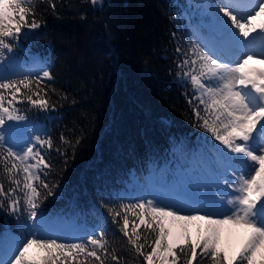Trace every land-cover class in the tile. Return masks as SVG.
<instances>
[{"label": "snow or ice", "instance_id": "obj_1", "mask_svg": "<svg viewBox=\"0 0 264 264\" xmlns=\"http://www.w3.org/2000/svg\"><path fill=\"white\" fill-rule=\"evenodd\" d=\"M88 2L100 6L104 0ZM44 4L55 13L54 0H0V65L22 37L41 27L37 15ZM213 8L210 33L191 42L178 39L174 47L176 77L192 89L185 97L193 124L218 142L208 148L212 165L203 154L199 161L210 174L198 187L210 194L199 192L172 204L153 196L105 205L111 223L126 238L132 264L141 258L142 264H193L198 258L226 264L227 257L219 250L225 226L248 232L234 264H254L257 253L264 257V68L250 67V61L264 64V0H220ZM172 38L177 39L176 33ZM54 80L49 70L35 77H13L0 68V209L27 221L23 225L27 235L14 240L18 242L0 257V264H129L118 253L115 236L110 240L103 229L77 241L46 235L52 224L40 208L60 187L48 179L55 172L51 153L63 157L67 165L69 149L74 157L84 137L70 139L61 133L57 143L51 135L33 133L24 140L25 133L18 130L23 141L18 144L10 143L8 131L9 122L27 120L18 105L50 112L68 100L45 83ZM52 96L59 99L54 102ZM192 227L197 231L195 241Z\"/></svg>", "mask_w": 264, "mask_h": 264}, {"label": "trees", "instance_id": "obj_2", "mask_svg": "<svg viewBox=\"0 0 264 264\" xmlns=\"http://www.w3.org/2000/svg\"><path fill=\"white\" fill-rule=\"evenodd\" d=\"M54 2L55 13L47 4L39 7L41 27L22 37L0 65L13 77L51 71L55 80L45 83L68 100L50 112L20 104L21 115L42 124L41 135L57 143L61 133L84 137L74 157L69 149L67 165L51 153L55 172L48 179L60 187L40 212L76 223L80 234H54L60 240H83L103 229L110 240L115 236L118 253L132 264L126 238L111 223L105 205L148 198L154 175L173 180L194 169L207 171L199 161L203 154L211 166L208 148L218 144L194 126L185 97L192 89L177 79L174 62L177 40L195 39L192 19H204V5L202 0H105L100 6L88 0ZM26 222L0 209V239L5 228L27 235ZM193 264L211 261L198 258Z\"/></svg>", "mask_w": 264, "mask_h": 264}, {"label": "rangeland", "instance_id": "obj_3", "mask_svg": "<svg viewBox=\"0 0 264 264\" xmlns=\"http://www.w3.org/2000/svg\"><path fill=\"white\" fill-rule=\"evenodd\" d=\"M202 3L205 9L204 19L201 18L202 20H197V16L192 19V26L196 36L199 34L207 35L210 33L212 29L213 16L215 15V9L213 8V5L218 6L220 0H202ZM195 25L197 27H195ZM250 67L255 69L264 68V64H261L259 60L250 61ZM42 71L43 70H40L39 72L42 74ZM9 125L10 130L8 131V135L11 138L10 143L14 142L21 144L23 142L22 139L17 135L18 130L25 133L23 137L24 140L28 139V136L33 133L41 134L40 131L42 129V124L40 123L35 124L31 123L29 120H26L19 123L9 122ZM207 164L209 165V163ZM206 168L207 171H205L204 169H194L192 171V175L189 174V176L182 179H179L176 176V178L173 180H166L165 176L156 178V175H154L149 183L150 191L148 194V198L156 196L162 203L172 204L176 199L183 198L185 196L196 197L198 196L199 192L202 196L209 195V190L200 189L198 187L199 185L206 183L208 180L210 168ZM136 187L138 188V185H136ZM41 213L43 218L50 221L52 224V229L48 233H52L53 235L65 233H69L68 235L80 234V230L76 229L77 225L73 220L67 222V220H65L58 214L45 212ZM190 232L192 234L193 240L195 241L197 239L196 228H190ZM247 235V230L243 228L225 226V228L223 229L221 233L219 250L224 252L229 264H232L235 260L236 253L239 252ZM24 236L26 235L23 233L5 228L0 239V257H3V255L11 249L15 242H18L14 240L23 239ZM262 258L264 257H262L260 253H257L254 258V264H260V260Z\"/></svg>", "mask_w": 264, "mask_h": 264}, {"label": "bare ground", "instance_id": "obj_4", "mask_svg": "<svg viewBox=\"0 0 264 264\" xmlns=\"http://www.w3.org/2000/svg\"><path fill=\"white\" fill-rule=\"evenodd\" d=\"M244 2V0H241V3H243Z\"/></svg>", "mask_w": 264, "mask_h": 264}]
</instances>
